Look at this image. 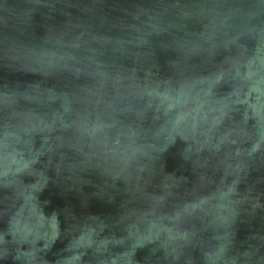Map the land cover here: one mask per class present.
I'll return each mask as SVG.
<instances>
[{
	"label": "water",
	"instance_id": "obj_1",
	"mask_svg": "<svg viewBox=\"0 0 264 264\" xmlns=\"http://www.w3.org/2000/svg\"><path fill=\"white\" fill-rule=\"evenodd\" d=\"M0 264H264V0H0Z\"/></svg>",
	"mask_w": 264,
	"mask_h": 264
}]
</instances>
